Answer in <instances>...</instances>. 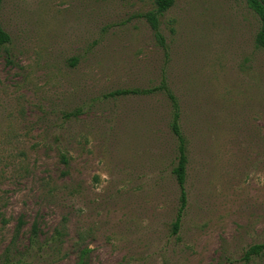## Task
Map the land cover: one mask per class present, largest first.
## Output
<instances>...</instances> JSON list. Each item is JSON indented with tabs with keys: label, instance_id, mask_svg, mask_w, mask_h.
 <instances>
[{
	"label": "rangeland",
	"instance_id": "rangeland-1",
	"mask_svg": "<svg viewBox=\"0 0 264 264\" xmlns=\"http://www.w3.org/2000/svg\"><path fill=\"white\" fill-rule=\"evenodd\" d=\"M1 0L0 264H264V50L246 0ZM138 90L119 95L117 91ZM151 91L142 93V91ZM174 96L188 157L173 174Z\"/></svg>",
	"mask_w": 264,
	"mask_h": 264
},
{
	"label": "trees",
	"instance_id": "trees-1",
	"mask_svg": "<svg viewBox=\"0 0 264 264\" xmlns=\"http://www.w3.org/2000/svg\"><path fill=\"white\" fill-rule=\"evenodd\" d=\"M175 0H156V11L154 13H149L146 15V18L151 23L158 40L164 44V38L159 33V19L164 16V14L174 5ZM250 9L259 17L260 20V29L256 35V45L264 50V0H246ZM1 6V0H0ZM10 42L9 34L3 29L0 24V44H5ZM140 91L138 90H127V91H117L116 93L119 95H125L129 93L137 94ZM149 91H142V93H149ZM170 97L173 101L174 113H173V121L171 124L172 131L174 135H176L179 145H178V155H177V164L173 169V174L177 180V183L181 187V207L178 211L177 219L173 224L174 233L179 230L181 215L185 209L187 202V195L184 190V185L187 177V167H188V157L185 146V140L181 133L180 128V113L179 108L176 103L174 96L170 93ZM264 250V245H253L251 246L244 255L246 260H249L251 256H256L260 254ZM87 251H83L81 254V258L76 264H89L83 257Z\"/></svg>",
	"mask_w": 264,
	"mask_h": 264
}]
</instances>
